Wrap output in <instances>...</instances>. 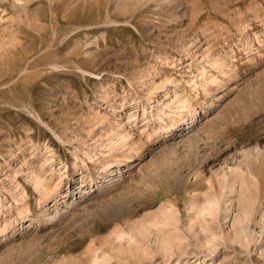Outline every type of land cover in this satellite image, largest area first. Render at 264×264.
Listing matches in <instances>:
<instances>
[{
	"label": "rangeland",
	"instance_id": "rangeland-1",
	"mask_svg": "<svg viewBox=\"0 0 264 264\" xmlns=\"http://www.w3.org/2000/svg\"><path fill=\"white\" fill-rule=\"evenodd\" d=\"M0 264H264V0H0Z\"/></svg>",
	"mask_w": 264,
	"mask_h": 264
},
{
	"label": "bare ground",
	"instance_id": "bare-ground-1",
	"mask_svg": "<svg viewBox=\"0 0 264 264\" xmlns=\"http://www.w3.org/2000/svg\"><path fill=\"white\" fill-rule=\"evenodd\" d=\"M220 69H223V67H221ZM213 80V79H212ZM189 114H190V118H188V119H191V121L189 120V121H187L186 122V124H190V123H192V119H194V117H195V111L193 110V109H190L189 111ZM178 116H179V120L181 121V123H180V121L177 119V120H175V123H174V125H178V123H180V125L182 124V122L185 120V119H183L182 118V116L180 115V114H178ZM179 121V122H178ZM174 128V127H173ZM127 160H131V156L129 155L128 157H127ZM38 181V180H37ZM229 182H231V181H229ZM35 184V183H34ZM33 184V185H34ZM55 191L53 190V191H51V193H54ZM45 200V199H44ZM43 200V201H44ZM17 203V202H16ZM23 204V203H22ZM22 213V212H21ZM26 214V213H25ZM212 216L213 217H216V216H219V214H212ZM35 219V218H34ZM210 227H213L212 225H207V228L209 229ZM204 230V229H203ZM210 230H211V232H213L214 230H213V228H210Z\"/></svg>",
	"mask_w": 264,
	"mask_h": 264
}]
</instances>
